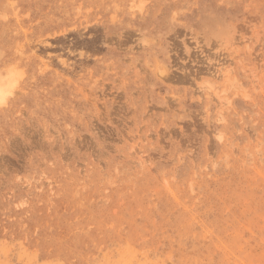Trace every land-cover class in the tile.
<instances>
[{"label":"rangeland","instance_id":"374dc122","mask_svg":"<svg viewBox=\"0 0 264 264\" xmlns=\"http://www.w3.org/2000/svg\"><path fill=\"white\" fill-rule=\"evenodd\" d=\"M0 264H264V0H0Z\"/></svg>","mask_w":264,"mask_h":264},{"label":"bare ground","instance_id":"6f19581e","mask_svg":"<svg viewBox=\"0 0 264 264\" xmlns=\"http://www.w3.org/2000/svg\"><path fill=\"white\" fill-rule=\"evenodd\" d=\"M2 96H4L3 89L0 87V99H1Z\"/></svg>","mask_w":264,"mask_h":264}]
</instances>
